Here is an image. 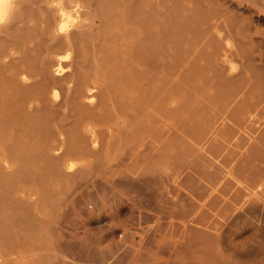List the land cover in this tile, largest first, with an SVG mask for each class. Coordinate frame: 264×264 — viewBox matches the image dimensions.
Returning a JSON list of instances; mask_svg holds the SVG:
<instances>
[{"label":"bare ground","instance_id":"1","mask_svg":"<svg viewBox=\"0 0 264 264\" xmlns=\"http://www.w3.org/2000/svg\"><path fill=\"white\" fill-rule=\"evenodd\" d=\"M53 1L54 0H37V1L36 0L34 1L0 0V264H34L35 261L39 262L38 260L39 257H36L37 256L36 254L39 253L38 254L39 256L41 251L43 252L42 255H44L43 259H45L46 262L45 264H65L64 262L66 259H65V255H63V248L64 245L66 244L65 236L67 234L65 235L66 233L65 231H64L65 233H63V225H64L63 216H65L64 214L65 212L61 213L64 204L60 202V198L59 199L57 198L58 201L56 199L55 201L53 200L54 195L59 193H55L54 186H51V184L52 183L58 184V182L61 181L62 182L70 181V182L78 183L81 180V178H83L82 177L84 175L83 173L87 171L84 169H88L85 166L86 164L82 163L79 168V171L75 172L73 170L76 164L73 163L74 162L73 159L79 158L78 160L83 161L86 159L87 156H91V155L94 158L95 153L93 155L92 152L94 151L93 150L91 151V149L89 151L88 145H90V143L87 144V142L89 141V137L91 136L90 133L95 134L97 131L98 135L100 132L103 136L109 137L110 139L116 136V139H119L120 141H122L121 139L124 140L126 139V142H130V139L128 138L130 136L128 135L131 131V127H134L136 130H132V131H136V134L134 133L135 136H133V140H135V145L133 148L132 147L129 148L128 152H126L124 155L126 157L128 156L129 152L133 154L132 152L136 151L138 154H140L148 150V153L150 152L149 154L151 158L149 160L144 159L142 161V165L144 166V169L145 168L148 169L154 162H156L159 156L161 157L162 155H164L165 157L170 154V151L169 152L167 151L168 153L166 154L163 148L164 146L165 147L167 146V143L168 144L173 143L174 146L176 145L175 147L176 148L178 147L176 150L178 153H180L177 156L176 152L173 151V154L175 156L172 154V156L174 157L173 159L169 160L170 163H174L171 161L172 160L175 161L174 159L176 158V156L178 160L180 158L182 160L184 156V155L182 156L181 153L182 149L181 150L179 149L180 146H177L181 144V143L180 144L177 143L180 140V138L181 141L185 140L184 141L185 145H187V143H190V141L188 142V140L185 138V134L186 133L188 134V131L190 132L192 131L186 129L189 120L185 121L186 122L185 123L186 126L184 127L185 130L183 128V132L180 133L181 130L179 128L181 127L180 124H182V122L179 123L178 120H180L182 116H177V113H180L181 108L177 110L179 106L176 107L178 102L176 98V90L178 84H180V86L182 87L181 85L182 82L180 80L179 83V79H181V77L182 79H185L184 74L186 73V71L188 72L189 70L190 71L192 70L191 73L193 74V71L196 72V69L199 67V65L197 64L196 65L197 67L195 66L196 69L193 68L192 61L196 59L199 60L200 57L206 55V53L205 54L203 53V51L205 52V48L204 50L202 49V47L205 45L204 44L205 42L203 43L200 41L199 43L202 52L198 50V53L196 54L199 55L198 56L199 58L196 57V55H194L195 53H193L196 47L192 49L193 46L191 45L193 43L190 40L193 37L195 38L197 36H198L197 39H199L198 33H197L198 35L195 36L197 32L195 31L197 30L195 29L196 26L194 29L192 28L191 30H189L188 28L189 23L187 25L185 22L187 26L186 27L187 30L186 29L185 30L191 31L193 34L191 36L192 38H190L189 40L192 44L188 47V49H185L184 51H182V47H180L181 45H179V50L181 49L182 51L180 53V51L177 50V47L174 45L175 43H173L172 45L173 47L171 49L176 48L175 53L179 52L178 54L174 53L175 54L174 55L173 53L168 52L167 49L168 47L167 48L165 47L167 45L164 40H166L168 43L169 40L166 37V35L164 36V34H167V31L171 32L172 29L170 30L169 28L170 24L174 26L176 24L170 23L168 24L167 29L163 30L162 28L163 26L160 21H164V20H160L161 17L159 18L158 16V14L161 16V13L163 11L161 10V13H157L156 8H158V6L155 2H153V0H125L124 2L127 1L128 7L126 11H124L122 18L119 21L120 23L118 27L120 26V31L111 32L112 30L110 29L111 31L109 32L107 28L105 35L111 37L112 41H110V39L108 40L110 41L109 42L110 45H107L106 42H105L106 44L104 45L102 44L99 45L98 42H95L97 39L96 37L99 38L98 33H96L97 27L95 26V23L99 16L95 11L92 10L84 11L83 10L84 7L82 5V2H84L83 0H61L60 2H58V4H54V6H53ZM118 1L114 0V4L117 3L115 5L116 8L117 5H119ZM162 1L163 0L161 1L159 0L160 2L159 5H162L161 4ZM174 1L176 2L177 0ZM180 2L181 0H179L178 4ZM172 4L176 5L175 7L177 8L178 11L174 10L173 9L174 7H172L171 13H173L174 11L179 12V9L181 11L182 7H184L183 9H185L186 11L188 10L187 8H185V6L188 5L182 6L181 4L178 5L177 3L174 2H172ZM111 5L112 3L110 0V6ZM164 5H165L164 9L166 7L169 11V5L166 6V1ZM109 8L111 9V7ZM114 9L112 8L111 10L114 11ZM189 9H191V7H189ZM36 10H39V14L35 12ZM5 12L7 13L6 19L4 18ZM87 13L91 14L90 16L96 20L94 21V23H92L91 21V26L87 25L90 22L89 19H86V22L88 21L87 24L86 22L84 23L85 20L83 21L82 19L84 18V15ZM171 13L169 12L168 14ZM112 14L114 15V13ZM117 14L119 13L117 12ZM179 14L173 17H176L180 20V18L182 17L179 16ZM162 15L165 16L166 14L162 13ZM191 17L193 16L191 15ZM201 17H199V19H201ZM208 17H205L204 20L202 19L199 20V22L201 23V21H203L204 23V21ZM194 18L197 19L196 17ZM101 19L104 20V15L101 16ZM193 19H191L190 21L192 22ZM195 19L194 21H196ZM184 20H186V18ZM184 20L182 19V21ZM189 20H187V22ZM116 21L117 20H115L114 23ZM176 23L178 27H180L179 24L181 25V23L178 22ZM183 23L181 27L178 28V30L176 31L177 33H175V35L178 36L179 34H181V32H183L180 31L182 30L181 28L185 26V24ZM108 24H107L108 27L113 26L112 23H108ZM110 24H112V26ZM205 31H207V29ZM172 32H174V30ZM209 32L211 33V31ZM87 36L89 37L91 36V38L95 37V39H93V42L89 41L92 42L91 44L92 52H93L92 56H89L91 53L89 55L87 54L84 55L83 52L85 48L83 52H81L82 45L84 47V44L81 43L82 42L81 38H85V37L87 38ZM108 36H106V38ZM170 36L172 35L170 34ZM177 36L175 37L176 39ZM223 36L225 37L226 35ZM213 37L215 39V36L211 35L210 39L207 38L206 41L208 44H211L212 49L218 50V47L215 48L216 45L213 46L214 44L212 42L215 41V40L214 41L211 40V38ZM224 37H220V39ZM182 38L177 41H181ZM170 42H172V40H170ZM225 50H223V52ZM226 51L224 53L227 54L228 50ZM230 51H232V49ZM211 53H215V52L212 51ZM211 53L208 54V56L212 55ZM234 53L232 55H234ZM193 55L195 59L193 58ZM208 56L206 55V57ZM206 57H204V59ZM209 57H208V61L211 60ZM220 57L221 56H219L218 58L219 60ZM196 61H194L195 64ZM205 61H206L205 63L207 64V58ZM214 62H216V60ZM190 63H191V68L189 67ZM208 63L210 64V61ZM205 65H203L204 68ZM214 66L215 67L213 66L212 67L215 69L216 65ZM217 66L220 67L224 65L218 64ZM202 68L199 67L200 70ZM204 68L202 69L203 70L202 73L200 71L196 72L197 73L196 76H198L199 73H201L200 76L203 75L205 69L209 70V68H205V69ZM208 70H206L205 72H207ZM218 70L216 71V73L219 72ZM221 70L223 72V69ZM211 71L214 74L213 76H215L213 70ZM222 72L221 74L224 73ZM200 76H198V78H202V81L207 80V78L203 77L204 75L202 77ZM232 77L234 76H231L230 78ZM224 78L225 76L222 77L221 80H224ZM209 79L210 77L208 78V80ZM213 80L214 79L211 77V80L209 81L212 82ZM221 80H218V82ZM229 80L232 81V79ZM190 81L194 82V80L191 79ZM214 82H212V85L210 83L211 86L209 87L210 89H212V92H209L205 88L206 91L204 90L205 93L202 97L205 100L200 102L202 98L201 99L199 98V102L200 103L204 102L205 105L203 104L204 105L203 109H202L203 106L200 108L202 109L200 113L197 111L198 114L196 116H195L196 112L194 113V117L201 119L198 122L199 123L201 122L204 125V127L202 128L203 133L202 132L201 133L204 134L205 136L208 134L209 137L213 138L212 140H209L211 143H215V142L218 143V146L213 145L215 149L217 147L219 148L218 151L221 152H223V150L225 151V153H223L224 155L222 154L223 157L217 156L223 160L222 162V160L220 159L219 160L220 163L222 162L221 164L225 165L226 163L230 164L235 159V157L233 156L234 159H232V161L230 162L227 161L228 155L230 153H233L227 141H231V138L236 136L239 139L240 136L243 140L247 139L246 137L244 138L242 137L246 133L244 129H250L251 127V131H252L253 127L251 125H253L252 123H254L256 116L260 111L259 110L260 106L263 105L262 103L264 100V96L262 95V92L260 94L261 97L263 98L262 100L257 97L258 95L255 96L254 94V96H252L253 94L250 92L249 89H252L255 86H252V88L251 87L249 88V86L251 84L253 85V83H251L250 85L247 83L248 84L247 87L249 88L248 90L244 87H241V85L239 86L235 85L233 87L230 84L232 87L230 85L228 86V88H226V86L225 88L223 87L224 88L222 91L223 93H221L220 91L222 89L221 87L219 88L218 86L219 83L215 84ZM206 83H208V81ZM206 83L204 84V86H202V88L206 86ZM186 86H183L185 91H187V89L185 88ZM189 89L188 91H191V89L190 90ZM196 89L198 88L192 87L193 91H191L190 94L192 92H195L194 90ZM201 89H198L199 93ZM181 90L183 91V89ZM198 90L196 91L197 94H198ZM186 96L188 95L186 94ZM192 97L193 96L191 95V98L190 97L189 98L192 99ZM189 98L186 97V99L188 100ZM192 103H193L192 105H194L193 101ZM192 105L190 107H192ZM184 108H188V107H184ZM186 111L188 112L187 109ZM190 113L192 115V112ZM191 115H189L190 116L189 117L187 113L186 116L189 118L187 117L186 118L191 119ZM194 117L192 116V120H194L193 119ZM198 122L196 121L197 124H195V126L193 125L195 122L191 124L192 128L202 127ZM134 123L136 124V126L134 125ZM178 130L181 136L182 134L184 135L183 136L184 139L178 135L179 134ZM198 130L199 129H197L196 131H192V133L189 134L192 135L193 133L197 132V134H193L192 136L196 135L198 136V139L200 138L202 141L204 140V138L205 141L208 140L209 137L206 136L203 138V136L199 133ZM242 131H244L245 133H242ZM165 133L169 134L168 140L176 137L178 139L176 138L175 141L171 140L170 143L167 140H165L166 141L165 142L164 141V137L166 138ZM63 134L72 135V139L70 143H68L69 141L68 142L66 141V143L64 142V139H62L61 137ZM189 136L186 135L188 139H190ZM244 136H248V135L245 134ZM195 137H191L193 138L191 140H193L194 142L198 140ZM127 138L129 141H127ZM99 139L97 143L101 142V144L99 143L98 148L100 147V145L104 146L103 144H105L103 142L104 141L103 138H102L103 141L101 140L99 141ZM90 140L92 141L91 137ZM201 140L198 142L200 143L199 144L200 148L203 147L202 145L205 143V142L202 143ZM240 141L242 140L240 139ZM84 142L87 145H85ZM114 142L116 141L114 140ZM118 143L120 144V142ZM164 143L166 144L164 145ZM123 144L121 145L123 146ZM237 144L239 145V143ZM213 146L212 144L210 145L209 143L208 149L210 150V148H212ZM189 147L190 144L189 146H185L184 149L188 148V150L187 149L186 150L189 152L191 151ZM205 147L207 146H204V148ZM232 147L234 146L232 145ZM247 147H249V144ZM251 147L249 148L251 149ZM102 150L105 151L106 149L105 150L102 149ZM206 150L207 149L205 148V153L207 152L210 153L208 150L206 152ZM96 152L98 153L101 151L97 150ZM188 152H185L184 150L183 154L186 153L190 157L191 154ZM194 152L195 151H192V153ZM201 152L204 153L203 150ZM110 153H111V149H110ZM138 154H136L137 155L136 157L139 156ZM260 154H264V152L262 151V153H259V155ZM100 156H98L99 159ZM172 156L170 158H172ZM193 156L194 155H191L190 159L192 160L189 159V161H187L186 163H185L186 158L184 157L182 161L186 165L183 164V166L188 167V165L190 166V162L193 161L194 163L192 162L191 165H193V168L197 167L195 170L193 169L194 171L197 172L198 170H203L201 169L202 166L200 165H202L201 163L202 160L204 159L202 157H199V160L196 161L198 157L197 158L194 157L195 161L199 162L196 163L193 159ZM239 156L242 157L241 155ZM121 158L122 157H120V159ZM201 158L202 160H200ZM210 159L211 158L207 159L206 156V160L208 161L207 163L211 161ZM236 159H235L236 164L231 165L232 171H235L237 166L242 165L241 162L240 163L238 162L239 161L238 159H242V158L236 157ZM259 159L261 161L262 158L260 157ZM178 160H176L178 163L176 161L175 162L179 166L181 165L180 163L182 161L180 160L181 161L180 162ZM101 161L103 162L104 160L101 159L100 162ZM137 161L140 162V160ZM164 161H166V159ZM188 162L189 164H187ZM131 163L133 164V162ZM195 163L197 164V166H195L196 165ZM217 163L216 164L215 162L213 163L214 165H216V166L213 165V168L217 167L218 169L222 166L221 164H217ZM237 163H239L240 165L239 164L237 165ZM156 164L154 163L151 167L155 165L156 168ZM258 164L256 165L259 166ZM217 165H220V167H218ZM128 166L130 165L128 164L126 167ZM121 167H123V165ZM174 167H176V165H174ZM198 167H200V169ZM226 167H227L226 165L224 168L221 167L222 169H224V173L226 172L225 171ZM128 168L127 169L131 171L130 169L131 166ZM155 168H151L149 170L152 171V169L154 170ZM253 170L251 169L247 170L246 168L244 169L245 171L244 179L245 182L247 183V184L244 183L245 187L247 188L246 190L243 187L244 185L241 186L239 185L240 188L243 187L242 188L243 190L241 189L239 190L238 185L236 184L237 187L236 186L234 187H236V189L238 188V191H236V189L234 188L236 192L230 194L229 193L230 184L226 185L222 183L223 185L221 189L218 190L225 197H223V195L222 196L215 195L214 194L215 192L213 193V191L210 190V193L207 194V197L204 199V202L201 205L202 207L204 206L207 208V212L204 207H203L204 212H201L198 209V215L194 219L197 218L199 220L198 223L200 224H206V221L208 223L210 221L211 222L210 224L207 223L208 227L209 225H211L209 229L212 228L213 230L216 231V233L218 232L216 235L215 234L212 235L211 234L212 232L210 230L209 235L205 234L204 236H202L203 239L211 240L210 241L211 243H216L217 245L216 251H215V247H213V249L211 250V254L208 253L211 257L210 260L205 259L207 260V262L210 261L207 264H264V234H263L264 225L263 226L260 225L261 219L262 220L264 219L263 218L260 219L259 215H257L262 213L259 211L260 209L258 210L257 208L259 207V205L264 204V165H262L255 172H252ZM155 171L158 172L157 170ZM215 171L216 170L214 169V172ZM247 171L249 172L248 175H246ZM189 172L190 171L187 170V173ZM196 172L194 173L195 177H196ZM203 173L201 175L199 174L200 177L198 176L196 178H201V176L204 178L206 172L204 173V175ZM45 174L50 175L51 180L49 182H51V184L49 183L50 187H47L46 185V187L43 186L41 188L39 182H42L43 184V181H46L44 177ZM212 174H214L213 170H212ZM215 174H218V172ZM220 174L221 172L219 173V177L223 174V171L222 174L221 175ZM226 174L227 172L225 173V175ZM125 175L127 174L125 173ZM190 176L191 175H189L190 180L191 179L194 180V176L193 177ZM207 177L208 176H206L205 178ZM222 177H220V179ZM232 177L233 179L230 180H232V182L234 181L233 183H236L235 181L236 180L238 181V179L236 178L237 176H235V178L234 176ZM203 178L202 180H204ZM216 178L217 177H215V179ZM193 180H191V182H193L192 184L194 185V182L196 183V181ZM230 180L227 183H232L230 182ZM220 181L222 182V179ZM224 181H227V177L225 180H223V182ZM239 182L242 183L240 180ZM78 184H80V182ZM195 185L191 187L192 189L187 187L188 192H190L193 189L196 190V188L199 189L200 184L196 188ZM204 185L207 184L205 183L202 184L201 186ZM204 187L202 188V191L205 190V192H207L208 190L206 191ZM208 189H210V187ZM195 190L194 192L193 191L190 192L192 193V195H194L193 197L190 196L191 197V199H189L190 201L193 200V198H195L196 196ZM242 191L243 192L245 191V193H242ZM188 196L189 195H187L186 197ZM205 196L206 195H204V197ZM92 197L94 196L91 194V198ZM196 197H198V195ZM188 198L187 200L184 201H188ZM170 199L172 200V198ZM190 201L188 203H190ZM188 203L186 202V204ZM189 207L187 206L186 209H188ZM261 207H263V205ZM190 211L191 210L188 211L190 214L194 213L193 211L192 212ZM257 211H259V213H257ZM163 212L166 213L164 210ZM210 213L211 214L214 213L215 218L222 217L224 219L223 223L213 222L214 217L211 218L213 221L210 219H208L209 220L208 221L207 218L210 215ZM182 222L178 223L175 221V224L178 223L176 225L180 226V227L178 226V229L182 228V225H180L182 224ZM172 223H170V226L172 225ZM64 227H66V225ZM169 230L171 231L172 229ZM187 230L193 231L194 228L192 230L190 227H188ZM78 233L79 232H77V235L76 234L75 235L72 234V235L77 240L75 241V243L79 245L80 234L78 236ZM192 234L193 232L191 233V235ZM183 237L185 238L186 234H183ZM81 242L83 243L82 240ZM73 243L72 246H74ZM165 244H167V242ZM66 245H70V243ZM192 248L193 247H191V250ZM72 249L74 250V247ZM36 251L39 252L36 253ZM78 251H81V249ZM79 255H77L76 257H78ZM113 258L111 259L113 260ZM192 260L194 259L192 258ZM41 263L44 264V261H40L39 264ZM193 264H197V263H193Z\"/></svg>","mask_w":264,"mask_h":264},{"label":"rangeland","instance_id":"2","mask_svg":"<svg viewBox=\"0 0 264 264\" xmlns=\"http://www.w3.org/2000/svg\"><path fill=\"white\" fill-rule=\"evenodd\" d=\"M29 1H34V0H29ZM54 1H53V6H54V4H58V2H60L61 0H54ZM83 1L84 2H82V5L84 7V9H83L84 11L85 10H89V11L92 10V11H95L99 16L97 21L93 17L90 16L91 14H88V13L84 15V18H82L83 21L85 20L84 23L86 22V19H89L90 22L88 23V21H87L86 24L88 23L87 25H90V26H91V21H92V23H94V21H96V23H95V26L97 27L96 33H98L99 38L96 37L97 39L95 42H98L99 45H101V44L104 45L106 43H107V45H110L109 42L112 41V39L108 35H105V32H106L107 28H108L109 32L111 30H112L111 32H116V31L119 32L120 31V26L118 27V25L120 23L119 21L121 20L124 11H126V9L128 7L127 1L124 2L125 0H119V1L117 0L119 3V5H117V8L115 7V5L117 3L114 4V0H111V3H112L111 6H110V0H83ZM93 1H95V2H93ZM163 1L161 3L163 5L162 6V5H159V3H160L159 0H155V1L153 0V2H155L158 6V8H156L157 13H161V10H162L163 11L162 13L166 14L165 16L162 15V13H161V16L158 14L159 18L161 17L160 20L165 21L168 19L165 22L160 21L162 26H163L162 27L163 30H166L168 27V24H170V23L176 24L175 26L170 24V27H169L170 30L172 29L171 32L173 30H174V32L171 33V32L167 31V34H164L165 32L163 33L164 36L166 35V37L169 40V43L166 40H164L166 45H167L165 47L166 48L168 47L167 48L168 52H171L173 54L176 52V48L171 49L173 47L172 46L173 43H175L174 45L177 47V50H179V45H181L180 47H182V51H184L185 49H188V47L193 43L191 46H193L192 49L196 47V49H194V52H193V53H195L194 55H196L198 53V50H200L202 52V50L200 48L199 41L203 42V43L205 42L204 43L205 45L203 47L201 46L203 50L205 48V52L203 51L204 54L206 53V55L208 56V54H210L212 51L215 52V53H211L212 55H209L210 57L208 56L211 59V60H209L210 64L208 63L209 62L208 57H206V55L205 56L203 55L204 57L207 58V64H206L205 63L206 58L204 59V57L200 53L199 54L202 57H200L199 60L196 59L197 61L196 60L192 61V66L195 69L197 67L196 66L197 64L199 65L200 68H202V67L204 68L203 65H205V64H206L205 68H209L210 71L208 69L204 68L205 71L208 70L207 72L204 71V74H203L204 76L203 75L200 76V74L203 72V70H202L203 68L201 70L199 69V67L196 69V72H199V71L201 72V73H199L198 76H200V77L203 76V77L207 78V80L203 79L205 81V83L208 81V83H206V86L208 85L207 87L205 86L204 88H202V86H204V84H205L204 81H202V78H198V76H196L197 73L195 71H193V74H192L191 73L192 70L191 71L189 70L188 72L186 71V73L184 74L185 79H182V77H181V79H179V83H180V80L182 82V84H181L182 87L180 86V84H178V87L176 90V98L178 100L176 107L179 106L177 108V110H179V108H181L183 110L182 111L180 109L181 114L177 113V116H182L181 118L179 117L181 121L178 120L179 123L182 122V124H180L181 127L180 126H179L180 128L178 127L181 130L180 133L183 132V128L186 126L185 121L189 120L187 123L186 129H189L192 131H196L197 129H199L198 131L203 136V138L206 136L209 137L208 134L206 136L204 134H202L203 133L202 128L204 127V125H203V123L198 122L201 119H198L197 117L195 118L194 113L196 112L195 113V116H196L198 114V112L200 113L201 110L204 108L205 103L204 102L200 103V102L205 100L202 98L204 93H205L204 92L205 88L209 92H212V89L209 88L212 85V82L215 81L214 82L215 84L219 83L218 86H219V88L221 87V89H222L220 91L221 93H223L222 91L225 88V86H226V88H228V86L230 84L233 87L235 85L236 86L241 85V87H244L247 90L250 87L252 88V86H255L254 87L255 89L254 88L249 89L250 92L253 94L252 96H254V94H255V96L258 95L257 97L259 99H261V100L263 99L260 94L262 92V95L264 96V94H263L264 93V0H181V2L179 4H178L179 0H177L176 2L174 0H163ZM165 1H166V6L169 5V11L166 7L164 9ZM172 2L177 3L178 5L181 4L182 6L188 5V6H185V8H187L188 10L186 11L185 9H183L184 7L181 6L182 10L180 11V9H179V12H177L178 10L175 7L176 5L175 4L173 5ZM93 5H95V6H93ZM193 5H195V6H193ZM109 7H111V9L115 8L114 11L111 10ZM172 7H174L173 9L177 10V11L173 10L174 12L171 13ZM189 7H191V9H189ZM107 8H109V9H107ZM35 12L37 14H39V10H36ZM117 12L119 14H117ZM169 12L172 15L168 14ZM197 12H200V13H197ZM112 13H114V15ZM178 14H179V16L182 17V18H180V20L176 17H173V16H176ZM211 14H212V16H211ZM102 15H104V20L101 19ZM183 15L185 16L186 20H184L185 18ZM191 15L193 17H191ZM85 16H86V18H85ZM186 16L188 17V19ZM87 17H89V18H87ZM90 17H91V20H90ZM170 17L172 20L170 19ZM189 17L191 19L196 17L197 19L194 18L196 21H194V19H193L194 22L193 21L191 22L190 21L191 19ZM199 17H201L202 20H204L205 17H208V18H206L204 23H203V21H201V23H200L199 20H201V19H199ZM218 17H219V19H218ZM176 19H178V20H176ZM182 19L184 21H182ZM115 20H117V21L114 23ZM187 20H189V21L187 22ZM175 21L178 23H181V25L183 22H184L183 24H185V22H186L187 25L189 23V25H188L189 30H191L192 28L194 29L196 26L195 29H197V30H195V31H197V32H196L195 36L199 34L200 40L197 39L198 36L195 38L191 37L193 34L191 31H186L187 30L186 24H185V26L183 25L184 27L181 28L182 30L179 29L180 31H183V32H181L182 35L181 34H179L178 36L175 35V33H177L176 31L178 30V28L181 27L180 24H179L180 27H178V25ZM108 23H112V24L114 23V24H113V26H112V24H110L112 27H108V25H109ZM205 23H207V24H205ZM191 24H192V26H191ZM221 24H222V26H221ZM206 29H207V31H205ZM218 29H220V30H218ZM209 31H211V33ZM203 33H205V34H203ZM170 34L172 36H170ZM211 35L215 36V39H214V37L211 38L212 41H214V40L215 41L214 42H212L211 40L210 41L214 44V45L212 44L213 46L216 45L215 48L218 47V50L216 49L217 51L215 49H212L211 44H208L206 41L207 38L210 39ZM223 35H226V36L224 37ZM94 36H95V34H94ZM106 36H108L107 37L108 39L106 38ZM176 36H177V39L175 38ZM184 36H186V37H184ZM182 37L186 38V39H183ZM220 37H224V38H221L223 40H221ZM181 38H182L181 41H177V40H180ZM190 38H192L193 40L192 39L190 40ZM88 39H90V40H88ZM93 39H95V37L91 38V36L90 37L87 36V38L86 37L81 38V41H82L81 43L84 44V47L82 45L81 52H83V50L85 48V50L83 52L84 55H86V54L89 55L91 53L89 56H92L93 52H92L91 44L93 42ZM109 39H110V41H108ZM170 40H172V42H170ZM89 41H92V42H89ZM187 41L190 43H188ZM220 41H221V43H220ZM220 47H222V48H220ZM229 47L232 49V51H230L231 49ZM225 49L228 50L227 54L224 53L226 51ZM223 50H225V51L223 52ZM179 51H180V53L182 52L181 49ZM232 52L233 53L235 52L234 55H232L233 54ZM178 53H175V54H178ZM194 55H193V58H194ZM198 56L199 55H196V57H198ZM219 56H221L220 60L218 59ZM226 57H227V60H226ZM212 59H213V61H212ZM215 60H216V62H214ZM194 61H196V64ZM211 62H212V64H211ZM218 64H222L224 66L219 67V66H217ZM214 65H216L215 69H217V70L219 69L218 73H216L217 70H215L213 68V67H215ZM207 66H209V67H207ZM189 67L191 68V63H190ZM221 69H223L224 73L222 72ZM224 69H225V71H224ZM211 70H213V72L215 73V76H213L214 74L212 73ZM221 72L223 74H221ZM219 75H220V77H219ZM187 76H188V78H187ZM224 76H225L224 80H221L222 77H224ZM231 76H234V77L230 78ZM195 77H197L198 79ZM209 77H210L209 80H211V77L214 80L212 82H210L208 80ZM226 77H229V78H226ZM190 79L194 80V82L190 81ZM229 79H232V81H230ZM218 80H221V81L218 82ZM234 80L237 82L238 85L236 84V82ZM187 81H188V83H187ZM210 83H211V85H210ZM223 83H226V84H223ZM247 83L249 85L251 83H253V85L251 84L248 88ZM185 84L188 86H186ZM183 86H186L185 88L187 89V91L184 90ZM189 86L196 87L198 89L202 88V89L200 90V93H199V90L196 89V90H194L195 92H192L190 94V92L193 90H192V87H189ZM199 87H201V88H199ZM189 88L191 89V91H188ZM181 89H183V91ZM197 90H198V94H201V95L197 94V92H196ZM182 92H183V94H182ZM185 92H187V93H185ZM186 94L188 96H186ZM194 94H195V96H194ZM191 95L193 96L192 99H190ZM252 96H250V97H252ZM186 97H188V98L190 97L189 100L186 99ZM194 97H195V99H194ZM199 98L200 99L202 98V100H200V102H199ZM192 101L194 102V105H192L193 104ZM185 103L187 106L185 105ZM190 104L192 105V107H190L191 106ZM262 104L263 105L260 106V109H259L260 111L258 112V115L256 116L254 123H252L253 125H251L253 127L252 128L253 132L251 131V127H250V129H244V131H246V133L244 131H242V133H245L248 135V136H244L245 135L244 134L242 137L243 138L246 137L247 139L243 140L240 136V139L242 140V141H240V139L236 136V137L231 138V141L233 143L231 141H227V143H229L228 145H230L229 147H231V151H233V153H230L228 155L227 161L228 162L232 161V159H234L233 156L235 157V159H236V157L237 158L239 157L242 159H238L239 160L238 162L239 163L241 162L242 165L237 163V165L239 164L240 166H237L235 171H232L231 165L236 164L235 162L237 159L236 160L234 159L233 160L234 162L232 161L233 163L232 162L230 164L226 163L225 164L227 166L225 168V171L227 172L226 175H225L226 172L224 173V169H222L225 167V165L221 164L223 162V160L220 157H217V156L223 157V155H224L223 153H225V151L224 150H223V152L218 151L219 148H217V147H216V149H217L216 150L214 146H218V143H216V142L211 143L209 140H212L213 138L209 137L208 140H206L207 142L209 141L208 145H209V143H210V145L212 144V146L214 145L212 148H210V150H212V151H210L208 149V145H207V142L205 141V138L202 141L200 138L198 139V136H196V135H195L196 137L192 136L193 134H197V132L193 133L191 135L189 133H192V131L191 132L188 131V134L191 136H189L186 133L185 138L188 140V142L190 141V143L186 142L187 145H185V142H184L185 140L181 141V138H180V140L177 143L178 144L181 143V144L177 145V146H180L179 149L183 150V151L181 150L182 156L184 155L182 160L185 157L186 158L185 163L187 161H189V159L191 158V155H194L193 159H194V157L195 158L198 157L196 161L199 160V157H202L204 160H206V156H207V159L211 158L210 159L211 161H209V163H207L208 162L207 160L204 161V160H202V158L200 159V160H202V163L200 162L202 165H200V166H202L201 169H203V170L197 169L199 172L194 171L197 167L193 168V165H191L193 161L190 162L191 167L188 165V167L185 166L186 167V169H185L183 164L184 165H186V164L183 163L181 158L178 160L177 156L180 153L177 152L176 149L178 147L176 148L175 147L176 145L174 146L173 143H171V144L167 143V146L166 147L164 146L163 148H164V151L166 152V154L170 151L171 156L173 154V151L176 152L177 156L174 160L175 161L176 160L182 161V162L180 161L181 165H179V166H178V164H176L177 161L175 162L172 160L171 162H174V163H170V161H169V160L173 159V157L175 156L174 154H173L174 156H172V158H170L171 157L170 154L165 156V157H164V155L161 154L162 156L161 157L159 156V158L156 160V162H154L155 164L157 163L156 168H155V165L153 167H151L154 164L153 163L148 169L147 168L144 169V166L142 165V161L144 159L149 160L151 158V156L149 154L150 152L148 153V150L144 151L140 154H138L136 151L132 152L133 154H131V152H129L128 156L125 157L124 154L126 152H128L129 148H131V147L133 148L135 145V140H133V136H135L136 131H132V130H136L134 127H131V131L128 135L130 137L132 136L131 138L128 137L130 139V142H126V139L125 140L121 139L122 141L124 140L123 141L124 144L119 139H116V136L113 137L112 139H110L109 137L103 136L100 132H99V135H98L97 131L95 134H92L89 132L91 135V136L90 135L89 136L92 138V141L90 140V137H89V141L87 140L88 141L87 144L90 143V145H88V148H89V151H90V149H91V151L92 150L94 151V152H92L93 155L95 153L94 158L91 155V156H87L86 159L83 161L78 160L79 158L73 159L74 160L73 163L76 164L73 171L78 172L82 163H85L86 168H88V169H84L87 171H85L83 173L84 174L82 176L83 178H81V180L79 181L80 184H78L79 182L74 183V182H70V181H63V182L61 181V182H58V184H56V183L51 184V182H49L51 180V177L49 174L44 175L45 180H46V181H43L44 185L42 184V182H39L40 184L37 183L40 185L41 188L43 186L46 187V185H47V187H50L49 183L51 184V186H54L55 193H59V194H55L53 200L55 201V199H56L58 201V199L60 198V202H62L64 204L63 205L64 207L62 208L61 213L65 212L64 213L65 216H63V218H64L63 219L64 220L63 233L66 232L65 235L67 234L65 236V243L66 244L70 243V245L72 246V243L74 241V243H73L74 246H72V247L70 245H66L64 243L65 249L63 248V255H65V259H66L64 263L65 264H78L81 261L79 264H191V263L192 264L193 263H197V264H205L206 263L207 264L208 262H210V261L207 262V260H210V257H211L209 254H211V250L213 249V247H215V251L217 250V245H216V243H211L210 242L211 240L203 239L202 236H204L205 234L209 235L210 230L212 232L211 233L212 235L213 234L216 235L218 233V232L216 233V231L213 230L212 228L209 229V227L211 225H209V227H208V224L211 223L208 219L212 220L211 218H213L215 215H214V213H212L213 215L210 213V215L207 218L209 223L206 221V224H200V223H198L199 220L197 218L196 219H194V218L198 215V209L201 212H204V210H203L204 206L202 207L201 205L203 204L204 199L207 197V194L210 193V190L213 191V193L215 192L214 193L215 195H221V196L223 194H221V192L219 190L221 189L223 184H226V185L230 184L229 185V187H230L229 193L230 194L238 191V188H239V190L240 189L243 190L242 188L244 187V189L246 190L247 188L245 187L244 183L245 184H247V183L245 182V179H244V177H245L244 176V172H245L244 169L245 168L247 170L248 169H251V170L256 169V170L252 171V172H255L262 165H264V162H263L264 161V154L259 155V153H262V151L264 152V100H263ZM184 107H188V108H184ZM201 107H202V109H200ZM186 109L188 110V112L186 111ZM189 111L192 112V115ZM187 113H188V116L191 115V119H187L190 117V116L189 117L186 116ZM192 116L194 117L193 118L194 120H192ZM195 120L202 127L192 128L191 124H193L194 122H195L193 124L194 126H195V124H197ZM183 123H184V126H183ZM134 125L136 126L135 123H134ZM194 129H196V130H194ZM184 130H185V128H184ZM249 130L251 131V133ZM89 133H87V134H89ZM178 133H179V130H178ZM180 133L178 135L183 138L184 135L182 134V136H181ZM250 134L253 136H251ZM186 135L189 136L190 139H188V137H186ZM66 136L68 137V140H67ZM165 136H166V138L164 137V141L167 140L169 143L171 140L175 141V139L177 138V137L171 138L170 140H168L169 134L165 133ZM61 137H62V139H64L65 143H66V141L67 142L69 141L68 143H70V141L72 139L71 134H67V135L63 134ZM191 137H195L198 140L194 142L193 140H191V139H193ZM102 138L104 141L102 140ZM128 138H127V141H129ZM98 139H99V141L101 140L105 143V144L102 143L104 146L100 145V147L98 148L99 143L101 144V142L97 143ZM235 139H237L239 142ZM114 140L116 142H114ZM200 140L202 141V143L205 142L203 145L201 143V145L203 146L201 148L199 145L200 143H198ZM108 142H109V144H108ZM118 142H120V144ZM177 143H175V144H177ZM237 143H239V145ZM250 143H251V145H250ZM87 144L85 143V145H87ZM121 144H123V146ZM165 144L166 143H164V145ZM189 144H190L189 148L191 149V151L188 152L187 151L188 148H186L187 149L186 150V149H184V147L189 146ZM231 144L234 147H232ZM248 144H249V147L252 146L251 149L249 147H247ZM121 146H122V148H121ZM204 146H207L205 148L210 153H208L207 150H206L207 153H205ZM109 147L111 149L112 154L110 153ZM102 149H104V150L106 149L105 150L106 152L103 151ZM97 150L101 151V152H98L99 153L98 154L96 152ZM184 150H185V152H188L191 154L190 157L186 153H185L186 155L183 154ZM202 150L204 153L201 152ZM192 151H195V152L192 153ZM244 152H245V154H244ZM216 153H217V155H216ZM105 154H107V155H105ZM136 154H138L139 156L136 157L137 156ZM163 154H164V152H163ZM218 154H220V155H218ZM213 155H214V157H213ZM239 155H241L242 157H240ZM258 155H259V157H258ZM98 156H100V159ZM115 157H116V159H115ZM120 157H122L126 163L124 162V160L122 158L120 159ZM260 157L263 159V161H262V159L260 161V159H259ZM101 159L104 160L103 161L104 164L102 161H101L102 162V164H101V162H100ZM165 159H166V161H164ZM220 159L222 160L221 163L219 161ZM137 160H140V162ZM190 160H192V159H190ZM194 161H195V159H194ZM216 161L217 162L219 161V162L217 163ZM131 162H133V164H135V165H133ZM162 162H164V163H162ZM214 162H215V164L216 163L221 164L222 168L220 167V165H217L218 167H220L218 169H217V167L213 168ZM98 163L101 164L102 166L99 165ZM196 163H199V162H196ZM128 164L131 166V168H130L131 171L128 170L129 169L128 167H130V166L126 167ZM187 164H189V162ZM206 164H207V166H206ZM256 164H258L259 166H257ZM122 165H123V167H121ZM174 165H176V167H174ZM195 166H197V164ZM214 166H216V165H214ZM151 168H155V169L154 170L152 169V171H151V170H149ZM157 168H159V169H157ZM173 168H174V171H173ZM198 168L200 169V167H198ZM204 168H205V171H204ZM211 169L213 170L214 174H212ZM214 169L218 172V174H215L217 172L216 171L214 172ZM155 170H157L158 172H156ZM180 170L182 173L180 172ZM187 170L190 171L189 172L190 174L187 173ZM203 171H204V173L206 172L207 174L205 173V175H204ZM222 171H223V174H222ZM44 172H47V171H44ZM169 172H170V174H169ZM195 172H196V177H198L199 174L201 175L202 173L205 177L206 176H208V177L203 178L201 176V178H196L195 174H194ZM208 172H209V174H208ZM220 172L222 174V175L220 174L221 175L220 177L225 175L221 178L222 182L220 181L221 179L219 177ZM125 173L127 175H125ZM248 174H249V172L247 171L246 175H248ZM189 175H191L190 177L194 176V180L193 179H191V180L196 181V183L194 182V185L196 184L195 188L198 187L199 184L201 187V188L199 187V189L196 188V190L195 189L191 190L193 192L195 190V192H196L195 195L196 196L198 195V197L195 196L196 199L193 198V200L195 199L194 201L189 200V199H191V197L194 196V195H192V193H190L191 191L188 192V188H187V187H189L190 189H192L191 187L194 186L192 184L193 182H191V180L189 178ZM231 175L234 176V178H235V176H237L236 178L238 179V181L236 179H234V180H236L235 181L236 183H233L234 181L232 182V180H230V179H233V177ZM185 177L186 178L188 177L189 179L187 178L188 179L187 180ZM215 177H217L218 179L217 178L215 179ZM226 177H227V181H224L225 182L224 183L223 180H225ZM174 178H175V180H174ZM202 178L204 180H202ZM211 178H213V179H211ZM195 179H197L199 182ZM228 179L234 185L232 183H227V182H229ZM239 180L242 183H240ZM137 183H138V186H137ZM189 183L192 185H190ZM201 183L202 184L206 183L208 186L207 185H204L205 187L201 186L202 185ZM62 184L64 185V187ZM169 184H171V185H169ZM236 184L238 185L237 189H236V187H237ZM132 185H133V188H132ZM239 185L240 186L244 185V186L242 188H240ZM234 186H236V187H234ZM184 187H185V189H184ZM203 187L206 189V191L207 190L208 191L207 192H205V190L202 191ZM209 187H210V189H208ZM234 188L236 189V191ZM57 189H59L60 191ZM168 190H170V191H168ZM139 192H141V193H139ZM148 193H150L151 195ZM181 193H183V194H181ZM242 193H245V191L244 192L242 191ZM91 194L94 197L91 198ZM187 195H189L188 196L189 198L186 197ZM204 195H206V196L204 197ZM167 197H169V198H167ZM223 197H225V196L223 195ZM170 198H172V200ZM187 198H188V201H184V200H187ZM76 199H78V200H76ZM201 199H202V201H201ZM166 200H168V201H166ZM189 201H190V203H188ZM186 202L188 204H186ZM81 203H83V204H81ZM262 205H263V207H261ZM187 206L188 207L190 206L188 209L191 210L190 212L193 211L194 213L190 214L188 212L189 210L186 209ZM167 207L170 209H168ZM204 208L207 212V208L206 207H204ZM185 209L188 211H186ZM257 209L258 210L260 209L259 211L262 212V213H260L261 215L257 214V215H259V218L264 219V204L259 205V207ZM140 210H142V211H140ZM163 210L166 213H164ZM68 211H69V213H68ZM81 211H82V213L83 212L84 213L82 214ZM259 211H257V213H259ZM141 212H143V213H141ZM169 213H170V215H169ZM193 214H195V215H193ZM191 215H192V217H191ZM179 217L184 222H182ZM223 220L224 219L222 217H216V218L214 217V221L213 220L212 221L217 222V223L218 222L223 223ZM175 221L178 223L182 222V224H180V225H182L183 229L182 228L178 229L179 225L177 226L176 224H178V223L175 224ZM170 223H172L171 226H170ZM184 223H185V225H184ZM65 225H66V227H64ZM187 225L192 230L194 228V230L193 231L187 230L188 229ZM260 225H262V226L264 225V220L261 219ZM184 228H185V230H184ZM169 229H172V230L170 231ZM76 230H77V232H79L78 236L80 234V238L78 237L79 241H80L79 245L77 243H75V241H77V240L72 235V234L77 235ZM162 230H163V233H162ZM179 230H181V231H179ZM182 230H184L185 232ZM186 230H187V233H186ZM192 232H193V234L191 235ZM183 234H186L185 238L183 237ZM194 234H195V236H194ZM263 234H264V226H263ZM215 235H214V237H215ZM164 236H165V238H164ZM194 237H195V239H194ZM81 240L83 241V243L81 242ZM166 242H167V244H165ZM187 242H189V243H187ZM75 245H76V247H75ZM92 246H94V247H92ZM73 247H74L75 251L72 249ZM191 247H193L192 250H191ZM183 248H184V250H183ZM80 249H81V251H78ZM198 249L200 250V253H199ZM39 251H36V253ZM192 253L194 256L192 255ZM38 254H36L37 255L36 257H39V259H38L39 262L35 261L34 264L37 262H38L37 264H39L40 261H44V264H45L46 263L45 259H43L44 255H42L43 252L41 251L39 256H38ZM77 255H79V256L76 257ZM109 256H111V257H109ZM145 256H147V257H145ZM74 257H76V258H74ZM77 258H80V259H77ZM111 258H113V260ZM192 258L194 260H192ZM40 259H43V260H40ZM141 259L142 260L144 259V260L142 261ZM205 259H207V260H205ZM78 260H79V262H78ZM170 260H172V261H170Z\"/></svg>","mask_w":264,"mask_h":264},{"label":"clouds","instance_id":"3","mask_svg":"<svg viewBox=\"0 0 264 264\" xmlns=\"http://www.w3.org/2000/svg\"><path fill=\"white\" fill-rule=\"evenodd\" d=\"M6 17H7V13L5 12V14H4V18L6 19Z\"/></svg>","mask_w":264,"mask_h":264}]
</instances>
